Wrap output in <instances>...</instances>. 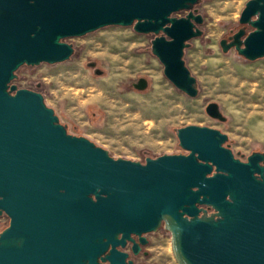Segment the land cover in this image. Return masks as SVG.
Masks as SVG:
<instances>
[{"label":"water","instance_id":"1","mask_svg":"<svg viewBox=\"0 0 264 264\" xmlns=\"http://www.w3.org/2000/svg\"><path fill=\"white\" fill-rule=\"evenodd\" d=\"M201 1L0 0V215L10 218L0 264H133L117 246L134 235L144 243L162 224L177 264H264V151L242 161L226 133L192 124L176 129L186 154L116 158L71 134L40 92L11 83L22 65L70 59L66 38L132 25L155 35L151 51L164 74L196 97L184 55L203 35ZM239 22L220 40L223 51L263 58L264 0H248ZM148 85L146 77L133 83ZM206 112L226 120L217 102Z\"/></svg>","mask_w":264,"mask_h":264},{"label":"rangeland","instance_id":"2","mask_svg":"<svg viewBox=\"0 0 264 264\" xmlns=\"http://www.w3.org/2000/svg\"><path fill=\"white\" fill-rule=\"evenodd\" d=\"M247 1L202 0L195 6L204 17L199 25L203 35L190 40L184 58L197 79L196 97L164 74L151 51L155 35L139 33L132 25H109L66 38L75 48L70 59L22 65L11 83L40 92L71 134L87 137L116 158L145 161L148 156L186 154L176 129L194 124L226 133L235 155L246 159L253 151H264V57L249 60L235 48L224 52L220 40L243 26L239 18ZM89 62H96L102 74ZM140 77L149 80L145 90L133 86ZM210 102L219 104L225 121L206 112ZM8 223L9 217L0 215V230ZM149 236L151 255L138 260L177 264L170 233L159 230Z\"/></svg>","mask_w":264,"mask_h":264},{"label":"flooded vegetation","instance_id":"3","mask_svg":"<svg viewBox=\"0 0 264 264\" xmlns=\"http://www.w3.org/2000/svg\"><path fill=\"white\" fill-rule=\"evenodd\" d=\"M96 68L97 67L95 66V69ZM225 145H228V142H226ZM236 157L241 159L242 161H247V159H248V156H247L246 159L240 158L238 156H236ZM141 162L145 163V161H141ZM9 224H10V218H9L8 225ZM3 229H1L0 232ZM159 230L160 231H166V232L170 233L169 231L165 230L163 224L161 225ZM155 232H157V231H155ZM151 233H154V232H147V233L144 234V236H145V242L144 243L141 242L139 236L134 235L133 237H134L135 241H132V240L128 239V240H126V243H125L124 246L118 245L117 249H119V250H121L123 252H126L128 254L127 261L131 260L133 262V264H153V263H150V262H145L143 260H138L139 258H142V257L147 258V257H149L151 255V250L149 248L150 244L152 243V240H151V238L149 236ZM111 247H112V245L109 246L107 251H109V249H111ZM135 249H137V251H135Z\"/></svg>","mask_w":264,"mask_h":264},{"label":"bare ground","instance_id":"4","mask_svg":"<svg viewBox=\"0 0 264 264\" xmlns=\"http://www.w3.org/2000/svg\"><path fill=\"white\" fill-rule=\"evenodd\" d=\"M109 43H110V44H113L114 41L111 39V40L109 41ZM119 47H120V46H119ZM91 98H92V97H91ZM93 99H96V95L93 96Z\"/></svg>","mask_w":264,"mask_h":264}]
</instances>
